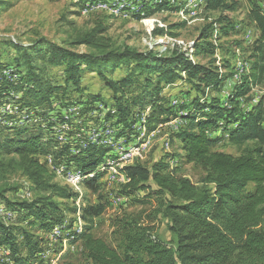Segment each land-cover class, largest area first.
I'll return each mask as SVG.
<instances>
[{
  "label": "trees",
  "instance_id": "trees-1",
  "mask_svg": "<svg viewBox=\"0 0 264 264\" xmlns=\"http://www.w3.org/2000/svg\"><path fill=\"white\" fill-rule=\"evenodd\" d=\"M205 1L206 8L213 10L234 11L238 4L237 0ZM134 4L140 7L136 14L144 10L143 16L134 15L137 19L154 9H176L167 0L154 2V9L150 11V4L144 5L141 1ZM246 18L258 32L253 47L254 61L249 63L247 60L248 70L233 83H226L232 84L227 95L205 96L204 92L206 88L220 92V88L226 86L225 81L232 79L235 74L231 64L232 52L230 63H226L230 67L229 74L224 75L219 73L217 66L192 61L188 51L179 44L166 54L152 49L139 52L129 47H112L110 39L105 36L107 27L103 21L80 32L74 40V44L84 45L90 52L77 53L56 43H47V60L63 67L64 86L69 83L78 86L82 66H85L88 71L96 72L111 91L114 113H108L107 119L114 118L113 124L118 126L115 137L129 138L135 133L133 124L141 118L143 110L140 109L146 105L149 112L144 124L148 128L174 118L182 122L170 135L171 140L179 142L180 153L165 154L150 167L138 159L133 160L123 167L127 181L119 185L117 191L119 196H132L139 190H147L148 196L160 198L155 213H161L167 219L171 240L164 242L147 225L117 218L114 226L121 229L123 237L114 247L92 234L93 221L103 213L104 206L102 203H89L80 208L85 224L77 237L87 264H264V107L260 101L246 107L243 103L252 86L264 79L262 7L253 5ZM184 24L185 21H181L168 27H158L154 34L172 36L171 29ZM214 32L217 40L230 37L234 24L219 16L216 21L205 25L199 36L201 43L194 44V56L215 54L219 44L215 45L211 40ZM230 44L234 47L239 42L230 41ZM9 45L16 51L11 60L14 67L10 77L15 74L17 78L9 80L2 72L9 69L10 63L0 61V90L21 91L18 102L23 106L40 107L43 125L0 128V168L19 171L28 181L29 189L36 194L30 200L12 201L6 195L9 189H0V203L14 214L11 220L0 216V246L9 249L12 264H37L40 261L38 253L45 247L44 238L36 232L34 223L38 221L39 226L48 230L65 218L72 221L68 213L73 215L77 207L70 208L66 203L71 201L73 204L79 197V193L68 185L54 182L52 171L39 161L38 156L51 154L55 163L62 161L66 165L73 161L76 168L87 173L102 163L108 149L88 143L75 154L69 149L78 146V139L59 144L50 130L55 121L65 118L59 109L56 115H51V112L55 111L54 102L67 106L64 100L67 95H63L65 87L52 82L44 67L36 64L42 59L40 46L44 44L38 40L25 46L18 43ZM181 47L184 51L180 50ZM123 62L131 65L126 75L118 79L107 76L108 63L116 67ZM181 72L185 75L182 76ZM177 79L187 83L195 94L189 95L190 99L185 104L169 105L162 90ZM134 86L137 92L128 91ZM59 91L61 95H54ZM79 101L80 114L85 115L102 99L97 95H87ZM72 127L69 136L80 125L73 123ZM216 132L218 134L213 136ZM225 137L240 148L238 155L211 150ZM175 157H181L202 170L199 183H193L177 175L174 168H169V160ZM101 176L102 172H96L85 177L82 183L96 191ZM250 184L252 187L247 190Z\"/></svg>",
  "mask_w": 264,
  "mask_h": 264
},
{
  "label": "rangeland",
  "instance_id": "rangeland-1",
  "mask_svg": "<svg viewBox=\"0 0 264 264\" xmlns=\"http://www.w3.org/2000/svg\"><path fill=\"white\" fill-rule=\"evenodd\" d=\"M76 1L78 0H0V61L6 64L10 63L9 69L4 70L2 73L9 80L17 78L15 74L10 77V71L14 67L11 60L16 51L9 43H18L25 46L40 40L44 44L40 46L43 53L41 54L42 59L36 64L44 67L47 77L52 82L65 87L63 95H67L64 98L67 106H59L54 102L55 111L51 112V115H56L57 111L60 110L61 115L65 118L63 121H55L51 126L50 131L54 138L59 144L69 142L63 141V137H69V132L73 130L72 125L75 123L80 125V128L72 136L73 139H78L79 144L77 147H70L71 153H78L79 149H84L88 143L108 149L102 163L87 173L76 168L73 161H69V165L64 163V167H59L58 170L54 166H60V161L55 163L51 154L43 157L38 156L39 161L44 162L52 171L54 182L68 185L73 191L79 193V197L74 200L73 204L71 201L66 203L70 208L74 205L77 207V211L73 215L68 213V217H71L72 221L65 218L62 223L55 224L48 230L39 226L38 221L34 223L36 232L44 238L45 247L43 251L38 253L40 261L37 264L48 262L50 264L88 263L77 237L82 232L85 224L80 216V208L89 203H102L104 206L103 213L93 221L92 234L114 247L118 245L123 237L121 229L114 226V221L117 218H125L128 221L134 220L140 225H147L152 228L154 235L160 237L164 242H169L171 234L167 229V219L161 213H155L160 198L155 195L148 196L147 190H139L132 196H119L117 191L119 185L127 181L122 172L123 167L132 163V160L138 159L145 166L150 167L165 154L180 153L179 142L175 139L171 140L170 135L182 123L180 119L174 118L163 124L155 126L152 124L151 128H148L144 124L145 117L149 112V106L146 105L143 109H140V111L143 110L141 118L133 124V128L136 130L135 133L130 135L129 138L115 137L118 126L113 124L114 118L108 117L107 119L108 113L111 115L114 113V100L111 91L97 76L96 72L88 71L85 66H82L83 70L80 74L78 86L72 83L64 86L63 67L53 65L47 60V43H56L77 53L90 52V49L84 45L74 44V40L80 32L89 30L97 22L103 21L105 27H107L105 36L110 39L111 46L117 49L129 47L139 52L152 49L159 54H166L170 52L172 47L175 48L179 44L184 50L188 51V56L192 61L210 67L217 66L219 73L224 75L229 74L230 67L227 64L230 63V53L232 52L231 64L235 71L240 69L239 74H241L247 71L248 64L254 61L253 47L258 38V32L253 23L246 18L247 13L253 5L257 4L264 11V0H237V8L234 11H226L221 8L216 10L207 9L206 1L202 5H193L194 9H191L190 4H187L184 6L185 12L181 14L179 10L187 0H167L170 6L176 7L173 10H155L154 2L159 0H136L126 1L125 3L124 0H82L74 5L73 3H76ZM138 1L143 2L144 5L150 4L149 11L154 10L141 19L135 18L134 15H144L143 9L141 13L136 14L137 10H135L136 5L134 3ZM93 2H109V5L107 7L96 6L90 9ZM84 9L88 10L84 11ZM219 16L228 18L234 24L233 34L231 33L230 37H222L217 40V33L214 32L211 40L215 45L219 44L214 52L215 54L194 56L192 53L194 52V44L201 43L199 36L202 28L216 21ZM181 21H185V24L179 28L171 29L172 36H155V28L168 27ZM230 41H238L239 44L233 47ZM182 47L180 50L184 51ZM130 66V64L123 62L113 67L111 63H108L107 76L118 79L129 72ZM181 75L184 76V72H181ZM236 80L233 75L232 79L228 78L225 81L224 85L226 86L220 88V92L206 88L204 95L215 96L219 93L220 95H227L232 84L226 83H233ZM131 90L138 91L135 86L129 88L128 91ZM60 92H55L54 95H61ZM194 94L195 91L191 90L190 86L181 79L175 80L172 85H166L162 90V95L166 96L169 105L185 104L190 96ZM0 95H2V97L0 96V103H3V109L0 108V128L12 129L43 125L40 107L23 106L18 102L20 95H22L21 91L0 90ZM87 95H97L102 101L94 105L96 108H91L85 115H81V102L79 100L85 99ZM247 95L248 98L243 102L245 107L256 104L258 101L264 107V79L259 84L252 86ZM13 102L16 103L13 104ZM3 110H9V113L3 112ZM86 116L87 118L83 121ZM89 122L92 123V128L109 123L114 131L111 132V127H100L97 133L96 130H86ZM216 134L218 132L213 133V136ZM145 144L146 146H143ZM136 148L138 150L141 148V151L133 154L129 161L123 160V165L115 164V161L122 159L125 152H131ZM211 150L233 155L240 153V148L231 144L226 137L215 143ZM48 159H51V163L48 162ZM169 166L170 169L174 168L177 175L186 177L193 183H199L203 175L199 167L186 163L181 157L170 159ZM96 172H102V176L99 178V181H101L100 186L94 191L85 187L82 182L85 177H91ZM108 175H113L116 178H113V180L107 179L106 176ZM72 176H75L78 180V188L71 185L69 179ZM251 187L250 184L246 189H251ZM1 188L9 189L6 195L12 201L30 200L36 195L34 191L29 189L26 178L19 171H13L9 168H0ZM0 210V216L6 220L14 218L13 212L8 210L3 203H0ZM7 213H9V216ZM78 217L81 221L78 220ZM68 245H75V249L70 251ZM0 251L9 253V249L5 246H0ZM0 264H12V261L10 258L0 257Z\"/></svg>",
  "mask_w": 264,
  "mask_h": 264
},
{
  "label": "built area",
  "instance_id": "built-area-1",
  "mask_svg": "<svg viewBox=\"0 0 264 264\" xmlns=\"http://www.w3.org/2000/svg\"><path fill=\"white\" fill-rule=\"evenodd\" d=\"M126 1H136V0H124V3L126 2ZM109 5V2H93L92 3V8H90V9H93V8H95L96 6H108ZM85 10H88V9H84V11ZM14 103H16V102H13V104ZM0 108L1 109H3V103H0ZM3 112H7V113H9V110H3ZM93 126H92V123L91 122H89L88 123V125L86 126V130H96V133H97V130L100 128V127H111L110 125H109V123L108 124H100V126H98V127H94V128H92ZM70 128V127H69ZM113 127H111V132L112 131H114V129H112ZM82 131H84L83 129H82ZM71 139H73V136H69V137H63V141H69V140H71ZM143 146H146V144L145 145H143ZM142 148V147H141ZM141 148L138 150V151H135V152H140L141 151ZM134 153V152H133ZM127 157V156H126ZM126 157H124V158H126ZM123 158V159H124ZM123 159H120L119 161H115V164H118V165H123ZM48 162L49 163H51V159H48ZM53 165V164H52ZM56 169H58L59 170V167H64V162H62V161H60V166H54ZM106 178L107 179H112L113 180V178H116L115 176H113V175H108V176H106ZM101 182V181H100ZM68 246H70V251L71 250H74L75 249V245H68ZM0 257H6V258H8L9 259V253H5V252H3V251H0ZM46 264H50L49 262L48 263H46Z\"/></svg>",
  "mask_w": 264,
  "mask_h": 264
},
{
  "label": "bare ground",
  "instance_id": "bare-ground-1",
  "mask_svg": "<svg viewBox=\"0 0 264 264\" xmlns=\"http://www.w3.org/2000/svg\"><path fill=\"white\" fill-rule=\"evenodd\" d=\"M189 2V3H188ZM205 2V0H187V2H185V4L180 8V10H179V12H180V14L181 13H184L185 12V9H184V6H186L187 4H190L189 5V7L191 8V9H194L192 6L193 5H195V6H198L199 4L200 5H202L203 3ZM121 4V3H120ZM194 6V7H195ZM99 7H101V6H99ZM102 7H104V6H102ZM107 7V6H106ZM116 8V7H115ZM186 8V7H185ZM114 9V8H113ZM140 9V7H138V6H136V9L135 10H139ZM115 11V10H114ZM193 11V10H192ZM113 12V11H112ZM192 13V12H191ZM197 13V12H196ZM235 50V49H234ZM241 72V70L239 69H237L236 71H235V74H234V76H235V78L236 79H238V77H239V73ZM14 107V106H13ZM13 111H14V109H13ZM135 151H138V148H136V149H134V150H132L131 152H125L124 153V155H123V157H122V159L124 158V157H126V158H124L123 160H125V161H129V159L133 156V154H136V152ZM134 152V153H133ZM133 161V160H132ZM69 175V174H68ZM67 176V175H66ZM70 183H71V185L72 186H75L76 188H78V185H77V182H78V180H76V177L75 176H72V177H70ZM0 212H1V210H0ZM78 220L79 221H81V219H80V217H78Z\"/></svg>",
  "mask_w": 264,
  "mask_h": 264
},
{
  "label": "crops",
  "instance_id": "crops-1",
  "mask_svg": "<svg viewBox=\"0 0 264 264\" xmlns=\"http://www.w3.org/2000/svg\"><path fill=\"white\" fill-rule=\"evenodd\" d=\"M264 12V11H263Z\"/></svg>",
  "mask_w": 264,
  "mask_h": 264
}]
</instances>
